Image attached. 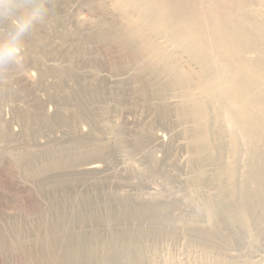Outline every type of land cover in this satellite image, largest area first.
Segmentation results:
<instances>
[{"label": "rangeland", "instance_id": "1", "mask_svg": "<svg viewBox=\"0 0 264 264\" xmlns=\"http://www.w3.org/2000/svg\"><path fill=\"white\" fill-rule=\"evenodd\" d=\"M141 1L45 0L0 68V264H264V76L245 137L204 82L237 63L218 27L257 36L264 66V0H152L196 25L201 63Z\"/></svg>", "mask_w": 264, "mask_h": 264}, {"label": "bare ground", "instance_id": "2", "mask_svg": "<svg viewBox=\"0 0 264 264\" xmlns=\"http://www.w3.org/2000/svg\"><path fill=\"white\" fill-rule=\"evenodd\" d=\"M137 3L140 0H135ZM140 3L144 4V6H148L149 9L146 7L145 9L153 11L151 22L153 24L158 25L161 27L163 33L169 32L171 35H173L171 39H177L180 42L186 44V51H188V55H190V58L193 60H199L200 63L202 62L199 57L201 56L199 51L202 46L204 45L202 39L198 35V29L195 24L191 23L189 21L185 22V20L181 21H169V16L167 13V9L164 5H162L159 2L152 1V0H142ZM166 10V14H164V11ZM147 11V10H146ZM150 11V14H151ZM156 11V13H155ZM147 13V12H145ZM143 13V14H145ZM148 17V15H147ZM174 25L177 26L176 32L178 34H174ZM170 26H172L170 28ZM175 32V33H176ZM255 33V32H253ZM206 36V35H205ZM248 36V30H246L242 25L236 26L234 28L229 27L227 29H222L221 27L215 28L214 33L210 36V33L206 36L208 38V42L211 43L212 47L214 48L213 56L216 54L219 56H228L230 58H233V56L237 57V63L234 66H230L229 62L226 64H222L219 60L220 65V73L218 75H215L214 78H205L204 82L215 84L220 87L221 91L230 98L232 103V112L229 113L230 108L225 112L227 115H231L230 118H228L227 124L229 127H233L235 131L241 135L242 137L246 136V132L248 136L250 135L251 131V123L255 122L254 116L252 115V109L250 107L248 100L250 98L255 97L252 94V89L249 87H254L255 84L258 83L259 79L262 78L264 75V66L262 64H259L256 61H252L248 57H255L257 58L255 51L250 50L248 45H251L255 41L258 40V37H252L247 38ZM197 39H200L199 42ZM247 39V41H245ZM248 41H253L251 43H248ZM184 42V43H183ZM176 42V44H178ZM150 46H147V48ZM190 48V49H189ZM150 49V48H148ZM182 50V49H181ZM185 52V51H184ZM186 53V52H185ZM253 54V55H251ZM187 55V56H188ZM200 55V56H199ZM189 57V56H188ZM238 58L241 59V61L238 60ZM204 61V60H203ZM209 72V71H206ZM208 75V74H207ZM206 75V76H207ZM210 75V73H209ZM174 82V81H173ZM204 82H202L204 84ZM176 85H180L178 83H174ZM212 86V85H209ZM241 103H238V100ZM229 100V101H230ZM203 103H206L207 101H202ZM248 102V103H247ZM220 112H222V107H218ZM195 110V117H201V116H208V112L205 111V107L202 104L197 105V107L194 108ZM199 117V118H200ZM203 120L202 118H200ZM207 126V123L205 124ZM254 127H256L255 130H258L260 127H262V123L258 122L255 124H252ZM235 144H238V141H235ZM238 146H236L237 148ZM90 167H86L87 171H96L99 169L100 166L90 164ZM238 168V167H237ZM218 209V208H217ZM216 209V211H217ZM209 215L215 216V213L209 209Z\"/></svg>", "mask_w": 264, "mask_h": 264}, {"label": "clouds", "instance_id": "3", "mask_svg": "<svg viewBox=\"0 0 264 264\" xmlns=\"http://www.w3.org/2000/svg\"><path fill=\"white\" fill-rule=\"evenodd\" d=\"M45 0H31L27 6L21 0H0V18L10 20V30L0 38V68L18 64L24 50V37L46 15Z\"/></svg>", "mask_w": 264, "mask_h": 264}]
</instances>
